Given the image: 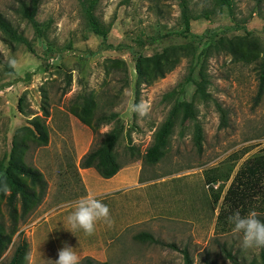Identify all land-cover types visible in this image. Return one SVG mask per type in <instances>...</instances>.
Listing matches in <instances>:
<instances>
[{
  "label": "rangeland",
  "instance_id": "rangeland-1",
  "mask_svg": "<svg viewBox=\"0 0 264 264\" xmlns=\"http://www.w3.org/2000/svg\"><path fill=\"white\" fill-rule=\"evenodd\" d=\"M80 1L86 0H39L34 29L15 13L18 0H0V14L26 41L11 42L0 33V163L6 166L15 131L32 130L29 120L39 118L47 136L46 145L36 147L29 132H17L25 144L24 164L40 172L46 189L24 222L17 221L10 243L0 251V264H8L22 245L20 264H55L54 252L41 249L37 235L41 221L53 214V201L59 202L55 185L48 191L47 179L54 180L56 170L65 163H78L98 142L97 134L114 126L121 130L114 146L121 168L138 163L141 178L154 179L158 185L144 188L141 207L145 212L141 223L127 232L131 236L124 249L108 254L105 261L98 259L100 254L90 259L99 264H183L181 251L185 250L191 264L257 263L264 248L243 249L242 237L232 231L227 217L237 210L242 215L254 210L264 221V176L236 207L225 201V194L229 186H236L234 178L240 169L264 164V86L256 96L255 67L261 54L255 61L243 62L203 50L219 38L235 36L254 38L264 49V0L258 4L232 0L230 14L222 7L206 18L198 17L212 8L210 0H98L92 15L106 32L105 47L90 31ZM184 19L190 35H180ZM204 32L202 40L191 37ZM183 45L192 56H176V63L162 78L136 81L140 57ZM202 61L207 83L200 96L195 85ZM189 67L191 81L186 82ZM18 98L22 100L19 111ZM82 98L94 103L89 125L69 113L70 106L79 105ZM140 101L151 105L148 117L129 113L128 105ZM182 104H190L187 117ZM42 106L47 117L41 114ZM108 114H114L115 121L97 126L95 119ZM162 124L168 130L162 154L156 163H145L141 156ZM18 180L29 187L28 179ZM70 186L63 194L70 192ZM32 191L34 198L40 193L37 186ZM7 194L0 193L4 232L9 230ZM13 208L19 215V200ZM139 232L160 244L134 240ZM225 253L234 261H228ZM76 254L79 261L87 257L84 252ZM41 256L45 260L38 259Z\"/></svg>",
  "mask_w": 264,
  "mask_h": 264
},
{
  "label": "trees",
  "instance_id": "trees-1",
  "mask_svg": "<svg viewBox=\"0 0 264 264\" xmlns=\"http://www.w3.org/2000/svg\"><path fill=\"white\" fill-rule=\"evenodd\" d=\"M98 0H86L84 2L80 1L82 11L86 17L87 24L90 28V31L99 37L100 47L106 46V32L102 29L97 23L96 19L92 15V10L95 3ZM258 4L260 0H255ZM39 0H18L15 13L19 16L20 19L26 21L34 29L36 28L35 22V11L38 6ZM212 8L205 11L198 18H206L208 15H212L217 10H220L222 7H225L230 14V8L232 0H210ZM184 30L180 35L188 34V20L184 19L183 21ZM0 33L3 37L11 42H19L26 44V41L16 33L15 28L12 27L10 22L5 19L0 14ZM198 40L206 38V33L200 35H191ZM189 47L186 45L183 46H167L162 48L158 53L153 54L149 57H140L136 62L135 73L136 81L139 83L142 77H148L151 80L162 78L164 74L169 71L174 64L176 63V56L185 57V55L192 56L193 52L186 50ZM214 51L216 54H222L228 56L231 61H243L250 62L255 61L256 57L261 54L259 58L255 61L256 70H257V93L258 96L262 92L264 86V49L254 38H247L246 36H235L232 38H219L214 44L208 45L203 53L207 55ZM186 52V53H185ZM181 53H184L181 54ZM255 58V60H254ZM191 68H188L187 76L185 81H191L190 79ZM199 81L196 83V92L203 96L204 88L206 86V78L203 71V61L198 70ZM66 86L69 85V77H66L65 81ZM21 98L17 99L16 107L18 111L20 110ZM78 106V107H77ZM74 104L70 106L69 113L75 117L81 124L89 125L91 111L93 109L94 103L91 99L82 98V101L79 105ZM183 108V117H187L190 104H182ZM41 114L43 117L48 116L47 110L42 106L40 108ZM116 116L114 114L100 115L95 119L97 126L107 125L111 121H115ZM31 125L32 130L27 127L18 128L15 133L12 135L10 140V149L7 159L6 166H3L0 163V183L7 185L8 194L5 198V205L7 207V218L9 220V230L6 232L3 231V227L0 224V251L6 249L7 245L10 243L11 236L15 233V227L17 221L24 222L26 213L34 210L41 202L44 192L46 189V183L42 178L40 172L31 166H26L22 160V150L25 148V144L22 140L17 137V132L27 131L32 135L34 145L36 147L45 146L47 143V136L45 127L40 124V120L31 119L28 121ZM220 123H223V117L220 116ZM94 133L96 129H93ZM167 124H162L153 133L152 141L149 146H147L142 154V159L145 163L154 164L157 162L158 158L162 154V150L166 144L167 136ZM36 132L38 135L35 136ZM121 130L118 127H112L104 133L97 134L99 137L98 142L86 153L84 154L78 162V167L80 169L92 168L96 174L102 179H108L112 177L116 172L121 168L117 160V154L114 151V146L118 138L120 137ZM132 151V148H129ZM264 176V164H259L253 167H244L240 169L235 178L236 186L229 188L225 194V201L229 205L236 207L237 204H241V201L247 196V192L252 190L255 184L261 180ZM19 177H24L28 179L29 187H25L18 180ZM37 186L39 188V195L34 198L32 187ZM31 188V189H30ZM2 189L0 188V193ZM19 200V215L16 214L15 209L13 208L14 202ZM245 206L242 208L244 209ZM134 240L138 242H148L152 244H160L158 241L154 240L148 233L140 232L133 237ZM167 248L177 250L173 244L164 245ZM25 245H22L21 248L17 247L12 255L11 260L8 264H20L23 258V248ZM183 264H191V261L188 257V254L185 250L181 251ZM226 259L230 262H233V258L229 253H225ZM80 264H99L92 259L85 257L80 261ZM205 264H212L206 262ZM248 264H264V249H261L259 252L258 262L255 263L253 260Z\"/></svg>",
  "mask_w": 264,
  "mask_h": 264
},
{
  "label": "crops",
  "instance_id": "crops-1",
  "mask_svg": "<svg viewBox=\"0 0 264 264\" xmlns=\"http://www.w3.org/2000/svg\"><path fill=\"white\" fill-rule=\"evenodd\" d=\"M141 175L138 163L119 169L108 179L100 178L92 168H78L77 161L75 164L65 163L62 170L58 168L55 179H47L48 191L51 185H55L53 189L60 195L56 198L59 202L53 201V214L46 216L37 228V235L42 241L41 249L52 250L54 260L58 259V251L65 245L76 253L84 252L92 259L97 258L94 254H100L98 259L103 258V261L108 254L119 253L128 244L126 238L131 234L127 232L141 223L139 220L145 212L144 207H141V200L146 196L144 188L158 185L154 179H142ZM68 184H71L68 188L70 192L63 194L62 190H66ZM87 194L96 196L108 205L115 223L111 228L103 223L98 224L92 236L86 235L83 230L73 234L68 231L70 225L66 218L74 210L77 201ZM38 259L45 260L44 256Z\"/></svg>",
  "mask_w": 264,
  "mask_h": 264
},
{
  "label": "clouds",
  "instance_id": "clouds-1",
  "mask_svg": "<svg viewBox=\"0 0 264 264\" xmlns=\"http://www.w3.org/2000/svg\"><path fill=\"white\" fill-rule=\"evenodd\" d=\"M128 111L130 114H137L142 118L148 117L151 112V105L145 101L133 102L128 105ZM2 190L7 192V185H4ZM66 220L67 224L70 225L68 231L74 234L77 230H83L88 236L95 234L97 225L100 223L109 228L115 223L108 205L92 194L81 197ZM227 220L232 225V231L241 235L243 249L264 248V221L258 218L257 212L253 210L242 215L241 211L237 210L229 215ZM54 262L55 264H80L74 249L67 245L58 251V259Z\"/></svg>",
  "mask_w": 264,
  "mask_h": 264
}]
</instances>
